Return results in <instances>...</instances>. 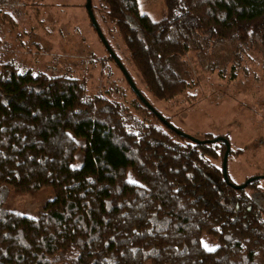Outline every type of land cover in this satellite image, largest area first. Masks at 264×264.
I'll use <instances>...</instances> for the list:
<instances>
[{"label": "trees", "instance_id": "16d2710c", "mask_svg": "<svg viewBox=\"0 0 264 264\" xmlns=\"http://www.w3.org/2000/svg\"><path fill=\"white\" fill-rule=\"evenodd\" d=\"M99 3L159 100L195 97L199 78L179 71L176 56L227 42L236 44L228 78L246 70L243 48L254 45L264 76V0H162L155 19L137 0ZM122 78L132 109L109 91L91 93L82 77L0 62V264H264L259 178L234 188L222 175L224 142L180 136ZM237 152L230 146L227 159ZM8 186H50L53 197L28 216L3 206ZM204 234L216 239L212 250Z\"/></svg>", "mask_w": 264, "mask_h": 264}, {"label": "rangeland", "instance_id": "374dc122", "mask_svg": "<svg viewBox=\"0 0 264 264\" xmlns=\"http://www.w3.org/2000/svg\"><path fill=\"white\" fill-rule=\"evenodd\" d=\"M85 2L6 0L0 5V62L12 60L20 70L82 77L91 93L109 91L114 97H122L132 109L134 96L116 62L104 58L106 51L91 27ZM137 3L138 10L153 19L162 15V0H137ZM89 5L103 36L155 110L167 117L171 125L195 138L225 135L232 149L238 151L228 157L226 164L227 174L235 184L264 174V76L258 64L259 46L243 48L246 58H242L240 66L246 70L241 73L239 69L235 79L228 78L236 46L233 42L202 53L189 52L182 58L176 56L172 61L179 71L189 69L192 78H199L195 89L188 91L195 97L159 100L146 90L129 63L113 25L102 15L99 0H89ZM249 60L254 64L249 65ZM75 156L77 161L81 160L79 151ZM128 179L133 180L130 172ZM257 185L264 191V178H259ZM52 197L50 186H43L33 194L16 192L8 186L2 203L7 209L34 216ZM202 242L209 249L216 245V239L206 234Z\"/></svg>", "mask_w": 264, "mask_h": 264}, {"label": "water", "instance_id": "95a60500", "mask_svg": "<svg viewBox=\"0 0 264 264\" xmlns=\"http://www.w3.org/2000/svg\"><path fill=\"white\" fill-rule=\"evenodd\" d=\"M85 6H86V10L90 19V22L92 24V26L95 28L100 40L102 41L104 47L107 49V51L109 52V54L112 56L113 60L116 62L117 66L119 67V69L121 70L122 74L124 75L129 87L131 88V90L133 91V93L135 95H137L139 97V99L158 117V119L163 122L168 128H170L171 130L175 131L177 134H179L180 136H183L185 138H188L190 140H192L195 143H202L205 141H217L220 140L222 142H224L225 144V150L222 156V175L223 178L226 182H228L230 185H232L234 188H243L249 181H252L253 179L256 178H264V174L263 175H256V176H252L247 178L244 182L240 183V184H233L231 182L228 181L227 175H226V159H227V154L230 150V144L229 141L224 137V136H216L213 139H207V140H202V139H198L195 138L192 135H189L181 130H179L178 128H176L175 126L171 125L164 116H162L157 110H155L153 108V106L145 99V97L142 95V93L139 91V89L137 88V86L135 85L133 79L131 78L129 72L126 70V68L123 66V64L120 62V60L117 58V56L114 54V52L112 51V49L110 48L109 44L107 43L105 37L103 36L94 16L91 10V7L89 5V0H86L85 2Z\"/></svg>", "mask_w": 264, "mask_h": 264}, {"label": "flooded vegetation", "instance_id": "af4514ba", "mask_svg": "<svg viewBox=\"0 0 264 264\" xmlns=\"http://www.w3.org/2000/svg\"><path fill=\"white\" fill-rule=\"evenodd\" d=\"M261 205L264 207V197L262 198Z\"/></svg>", "mask_w": 264, "mask_h": 264}, {"label": "snow or ice", "instance_id": "6c2138e0", "mask_svg": "<svg viewBox=\"0 0 264 264\" xmlns=\"http://www.w3.org/2000/svg\"><path fill=\"white\" fill-rule=\"evenodd\" d=\"M209 250H212V249H209Z\"/></svg>", "mask_w": 264, "mask_h": 264}]
</instances>
